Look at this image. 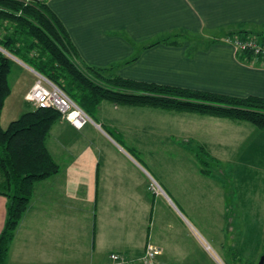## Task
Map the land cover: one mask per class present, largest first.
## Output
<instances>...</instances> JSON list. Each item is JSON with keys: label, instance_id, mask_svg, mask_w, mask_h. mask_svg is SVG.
<instances>
[{"label": "crops", "instance_id": "0c3cea01", "mask_svg": "<svg viewBox=\"0 0 264 264\" xmlns=\"http://www.w3.org/2000/svg\"><path fill=\"white\" fill-rule=\"evenodd\" d=\"M48 4L87 66H117L116 75L137 81L264 99V62L239 54L225 42L234 30H245L241 37L264 33V0H50ZM176 33L185 35L184 45L145 48ZM196 39L206 43L198 46ZM35 83L25 91V101ZM99 118L80 131L66 120L53 127L47 145L60 171L35 185L5 264H107L112 254L138 258L148 244L163 250L159 264H243V255L245 264H258L263 248L255 241L252 249L248 238L252 225L264 235V202L252 209L250 200L231 201L219 193V184L223 189L224 185L218 181H208L215 183V196L197 195L201 188L195 184L191 194L189 186L184 193L177 188V206L168 196L164 200L172 216L163 220L157 236L155 194L150 176L135 156L141 153L130 132L134 123L129 118L111 120L105 114ZM224 121L219 123L225 126ZM101 125L112 131L114 139L99 132ZM204 130L195 129L193 140L212 154L216 138H204ZM89 131L103 139V145L93 140L94 151L90 143L74 152L73 140L88 138ZM259 133L264 135V130ZM160 134L173 136L171 131ZM6 215L7 199L0 195V234Z\"/></svg>", "mask_w": 264, "mask_h": 264}, {"label": "trees", "instance_id": "16d2710c", "mask_svg": "<svg viewBox=\"0 0 264 264\" xmlns=\"http://www.w3.org/2000/svg\"><path fill=\"white\" fill-rule=\"evenodd\" d=\"M48 3L45 0H0V195L7 199L6 221L0 234V264L7 261L35 185L60 171L47 144L53 127L65 120L54 109L31 108L6 129L2 127L5 104L12 93L9 82L12 57L52 82L95 122L100 106L110 103L124 108L246 123L264 130L263 98H240L137 81L116 75L117 66L98 68L83 64L64 24ZM245 32L234 30L227 38L246 39L248 36L241 37ZM185 40L184 34L176 33L145 48L159 44L182 46ZM194 43L202 46L206 40L196 39ZM191 140L186 142V149L194 154L200 174L212 178L220 173L219 160L205 145L198 142L195 145Z\"/></svg>", "mask_w": 264, "mask_h": 264}, {"label": "rangeland", "instance_id": "374dc122", "mask_svg": "<svg viewBox=\"0 0 264 264\" xmlns=\"http://www.w3.org/2000/svg\"><path fill=\"white\" fill-rule=\"evenodd\" d=\"M11 60L13 67L9 82L12 93L6 101L2 115V127L4 129L12 121L18 119L21 114L32 108V105L24 100V93L40 79L37 72L29 66L15 57H12ZM103 104L101 112L99 108L96 113V122H100L99 116L105 114L111 120L116 117L121 118V120L129 118V121L134 123L132 125L133 131L130 130V132L136 150L141 153L140 155L139 153L135 154L136 159L150 176L148 182L150 184L157 183L166 194V196L163 194L153 197L155 200L153 224L157 236L160 234L163 220L171 219L172 216L164 200L167 201L166 197L168 196L167 198L172 199L177 206V200L174 197L177 188H180L181 192L184 193L189 186L190 189H188L187 194H191L193 192L191 188L195 184L201 188L197 191V195L215 196V183L208 181H218L224 185L223 189L219 184V193L224 192L231 201L236 202L238 198L250 200V208L252 209L256 207L255 203L264 202V135H260L257 128L246 123L243 125L246 127L239 128L230 121L223 120L227 124L225 127L219 123V121L222 122L221 119L194 114H175L154 109L119 107L120 111L117 112L114 110V105ZM201 120L206 122L208 127H204L205 124L203 126ZM136 122L138 125H135ZM126 123L123 122L122 125L131 126ZM202 127L205 129L204 138L209 137L211 140L216 138L212 142L216 146V149L212 150V155L219 160L220 165L218 166H220L221 172L216 173L212 178H206L200 174L194 154L187 152L186 149V142L190 140L185 139H192L193 144L198 145L194 141V133L195 129L200 130ZM220 127L223 128L222 131H219ZM143 129H146L147 132ZM152 129L157 131L156 135L159 136H156L155 133L152 134ZM120 130L127 132L123 127ZM170 131L173 133L172 137L160 134V132L168 134ZM99 132L114 139L111 136L112 131L106 126L101 125ZM87 134H89L88 138L73 140L74 152H82L90 143L93 151L95 145L100 147L103 145V139L100 137L96 139L94 132L89 131ZM93 140H96L95 145ZM220 144L227 148H219ZM49 146L52 147L51 141ZM199 181L202 182V185H198ZM255 228L253 225L251 226L250 235L252 237L248 238V244L253 249L255 241L259 242L260 249L263 248L261 259L264 256V235L259 230L254 231ZM241 261L243 264L247 263L246 255L241 257ZM259 262L260 260L258 264Z\"/></svg>", "mask_w": 264, "mask_h": 264}, {"label": "built area", "instance_id": "2783aa9c", "mask_svg": "<svg viewBox=\"0 0 264 264\" xmlns=\"http://www.w3.org/2000/svg\"><path fill=\"white\" fill-rule=\"evenodd\" d=\"M225 42L232 45L236 52L250 54L253 58L264 62V39L259 36H249L246 39L226 38ZM26 101L32 105L33 109H54L58 111L76 130L80 131L87 124H94L92 118L84 110L42 76L26 95ZM150 190L156 196L164 194L161 187L155 182L150 185ZM162 254L163 250L160 247L148 244L144 254L138 258L112 254L107 264H159L158 260Z\"/></svg>", "mask_w": 264, "mask_h": 264}, {"label": "water", "instance_id": "95a60500", "mask_svg": "<svg viewBox=\"0 0 264 264\" xmlns=\"http://www.w3.org/2000/svg\"><path fill=\"white\" fill-rule=\"evenodd\" d=\"M6 53V52H5ZM259 264H264V256L260 259Z\"/></svg>", "mask_w": 264, "mask_h": 264}, {"label": "bare ground", "instance_id": "6f19581e", "mask_svg": "<svg viewBox=\"0 0 264 264\" xmlns=\"http://www.w3.org/2000/svg\"><path fill=\"white\" fill-rule=\"evenodd\" d=\"M52 83V82H51ZM53 84V83H52Z\"/></svg>", "mask_w": 264, "mask_h": 264}]
</instances>
